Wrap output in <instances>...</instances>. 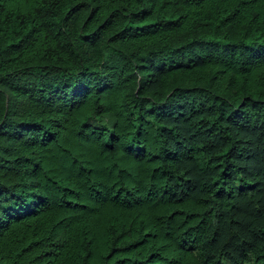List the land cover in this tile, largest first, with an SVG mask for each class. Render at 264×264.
<instances>
[{
    "label": "trees",
    "instance_id": "1",
    "mask_svg": "<svg viewBox=\"0 0 264 264\" xmlns=\"http://www.w3.org/2000/svg\"><path fill=\"white\" fill-rule=\"evenodd\" d=\"M264 264V0H0V264Z\"/></svg>",
    "mask_w": 264,
    "mask_h": 264
},
{
    "label": "rangeland",
    "instance_id": "2",
    "mask_svg": "<svg viewBox=\"0 0 264 264\" xmlns=\"http://www.w3.org/2000/svg\"><path fill=\"white\" fill-rule=\"evenodd\" d=\"M242 264H254V263H250V262H244V263H242Z\"/></svg>",
    "mask_w": 264,
    "mask_h": 264
}]
</instances>
